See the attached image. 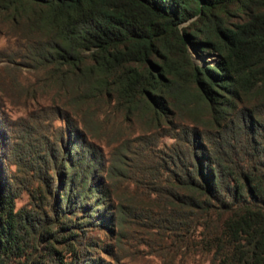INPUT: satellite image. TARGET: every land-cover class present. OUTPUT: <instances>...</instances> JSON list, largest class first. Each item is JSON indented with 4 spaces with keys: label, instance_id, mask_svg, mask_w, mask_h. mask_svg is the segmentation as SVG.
Instances as JSON below:
<instances>
[{
    "label": "trees",
    "instance_id": "1",
    "mask_svg": "<svg viewBox=\"0 0 264 264\" xmlns=\"http://www.w3.org/2000/svg\"><path fill=\"white\" fill-rule=\"evenodd\" d=\"M0 38L34 77L15 79L40 142L0 171V264H103L82 231L109 205L88 138L124 148L137 125V216L207 264H264V0H0Z\"/></svg>",
    "mask_w": 264,
    "mask_h": 264
},
{
    "label": "rangeland",
    "instance_id": "2",
    "mask_svg": "<svg viewBox=\"0 0 264 264\" xmlns=\"http://www.w3.org/2000/svg\"><path fill=\"white\" fill-rule=\"evenodd\" d=\"M2 46H6V41L0 38V48ZM191 54L195 61L203 65L205 62L213 64L215 61V56L204 59L193 51ZM15 77L25 84L34 78L27 73L8 71L4 62L0 61V171L4 176H10L17 171L25 173L18 163H22L27 169V158L31 157L32 151L28 149L26 142L35 146V153L40 149L36 135L24 138L29 111L35 106L25 101L16 86L19 83L17 84ZM52 125L59 127L63 125V121L53 119ZM37 126L36 128H40L39 125ZM137 127L132 130L125 127L122 130L123 135L128 133L130 141L124 148L119 147L116 140L118 138L89 134L91 150L88 154L91 155L95 151L99 160L96 174L102 192L98 194L96 201H101L100 198L105 197L110 205H102L100 209L106 212L100 218L104 223L97 221L94 226L82 227L85 241L90 245L89 253L103 264H207L203 258L188 254L186 248L182 250L185 243H181L176 248L175 236L160 233L137 216L141 205L150 202L149 196L145 194L144 184L140 182L144 174L136 166L137 155L136 158L134 155L136 152L141 154L146 152L136 141L138 135L142 134ZM36 128L31 130L35 131ZM41 132L42 135L47 136L48 132L39 130L38 133ZM171 141L168 137H159L155 145L158 144L160 147L162 143ZM141 147L143 148L140 149ZM36 165L39 164L33 166L37 167ZM51 172L54 173V170L51 169ZM32 173L36 174L35 169ZM55 186H57L56 181ZM94 198L89 200L91 202L89 206L95 208ZM28 202V194L22 192L16 200V207L28 205ZM78 215L76 221L80 222L83 212Z\"/></svg>",
    "mask_w": 264,
    "mask_h": 264
}]
</instances>
